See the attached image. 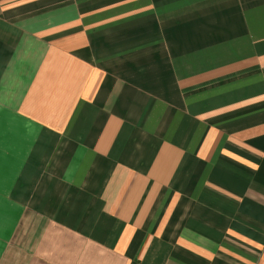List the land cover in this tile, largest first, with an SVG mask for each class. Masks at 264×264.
Masks as SVG:
<instances>
[{
    "label": "crops",
    "instance_id": "1",
    "mask_svg": "<svg viewBox=\"0 0 264 264\" xmlns=\"http://www.w3.org/2000/svg\"><path fill=\"white\" fill-rule=\"evenodd\" d=\"M0 264H264V0H0Z\"/></svg>",
    "mask_w": 264,
    "mask_h": 264
}]
</instances>
